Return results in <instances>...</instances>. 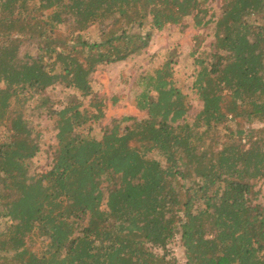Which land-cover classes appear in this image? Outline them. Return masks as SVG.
Listing matches in <instances>:
<instances>
[{"label":"trees","instance_id":"obj_1","mask_svg":"<svg viewBox=\"0 0 264 264\" xmlns=\"http://www.w3.org/2000/svg\"><path fill=\"white\" fill-rule=\"evenodd\" d=\"M210 10L209 0H0V264H181L176 239L186 264H264V0ZM187 18L214 25L210 52L195 58L194 122L167 62L138 80L146 118L115 120L100 138L82 131L105 116L98 68ZM56 85L73 92L60 110L46 95ZM35 113L55 134L41 172Z\"/></svg>","mask_w":264,"mask_h":264},{"label":"rangeland","instance_id":"obj_2","mask_svg":"<svg viewBox=\"0 0 264 264\" xmlns=\"http://www.w3.org/2000/svg\"><path fill=\"white\" fill-rule=\"evenodd\" d=\"M221 1L209 0L211 14L214 12L213 9L220 14ZM213 27L214 25L209 28H196L193 19L187 18L180 26L169 25L161 31L153 30L150 46L141 55L126 62L99 67L93 75L92 87L98 98L104 99L105 116L100 123L90 122L83 126L82 131L100 138L104 128L112 127L115 120L123 117H132L137 120L146 118V112L140 111L136 107V97L142 92L138 80L144 74L160 69L167 62L172 64L176 87L187 97V102L191 106L188 121L193 123L195 116L203 107L202 102L197 99L193 91L196 71L195 58L199 57L202 52H210L211 44L214 41ZM146 30H150V27L146 26ZM86 36L91 41L96 40L99 36L98 25L91 27L86 32ZM197 46H200L199 49ZM25 49H22V53ZM197 49L199 52L193 56V52ZM72 94V90L56 85L48 89L46 95L53 103V108L60 110ZM83 102L84 107L90 105L89 98L83 99ZM27 106L33 108L35 104L31 101ZM34 116L33 122L38 130L43 132V137L41 139L42 151L33 159L32 171L41 172L49 163L50 157L47 150L53 144L55 134L51 130L53 122L48 120L45 115L39 117L38 113H35ZM4 222V220H0V230L3 228ZM41 247L38 245V249ZM169 251L181 264H186L184 249L179 239L170 245ZM158 252L162 253V251Z\"/></svg>","mask_w":264,"mask_h":264}]
</instances>
